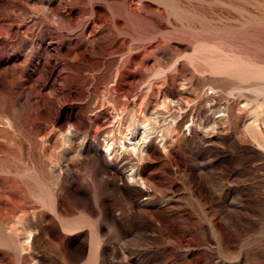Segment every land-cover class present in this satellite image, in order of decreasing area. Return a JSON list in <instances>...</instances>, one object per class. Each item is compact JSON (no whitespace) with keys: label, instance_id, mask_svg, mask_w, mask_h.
Segmentation results:
<instances>
[{"label":"rangeland","instance_id":"1","mask_svg":"<svg viewBox=\"0 0 264 264\" xmlns=\"http://www.w3.org/2000/svg\"><path fill=\"white\" fill-rule=\"evenodd\" d=\"M0 264H264V0H0Z\"/></svg>","mask_w":264,"mask_h":264},{"label":"bare ground","instance_id":"2","mask_svg":"<svg viewBox=\"0 0 264 264\" xmlns=\"http://www.w3.org/2000/svg\"><path fill=\"white\" fill-rule=\"evenodd\" d=\"M58 3H54L53 5L46 3L45 6L56 9L58 6ZM92 41L93 40L88 39L87 42H85V44H87V43L92 44ZM170 101L171 100L169 98L163 99L162 107L164 108V111L160 112L161 115H163L166 112L167 113L169 112L168 115L171 116L172 113H170V109L168 108V104L170 103ZM168 115L162 117L163 118V120H162L163 124L166 121V118ZM153 129H154V126L149 121H147V119H142L140 121H137L136 125H134L132 128H129L127 130V132H125V134H121L119 136V138L121 140L118 141V148L117 149H121V152L124 151V152L131 154V155H134L135 157H137L138 160H140L142 158L143 154L145 153V147L147 146V142H149V140H150L149 138H150V135L153 133ZM162 130L163 129L161 128L160 129L161 133L158 134V136H159V142L162 145H164L163 140H165V136L162 133ZM103 141H104V145H103L102 151L106 155H109L110 154V147H111L112 143L109 142V139L107 137L104 138ZM116 157H117V155H116ZM126 177H127L128 181L138 182L144 188L149 186L151 183L148 181L147 178H144L143 176H141L137 172L136 168L133 165H130L126 169ZM151 186H153V185L151 184ZM29 236H30V233L28 232V235L26 238L28 239Z\"/></svg>","mask_w":264,"mask_h":264}]
</instances>
